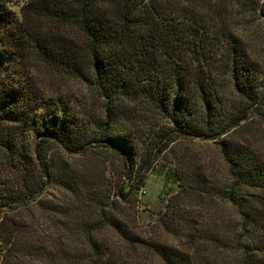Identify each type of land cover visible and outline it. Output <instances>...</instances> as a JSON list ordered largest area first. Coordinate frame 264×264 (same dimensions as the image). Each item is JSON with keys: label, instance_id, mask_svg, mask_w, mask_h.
<instances>
[{"label": "rangeland", "instance_id": "rangeland-1", "mask_svg": "<svg viewBox=\"0 0 264 264\" xmlns=\"http://www.w3.org/2000/svg\"><path fill=\"white\" fill-rule=\"evenodd\" d=\"M29 1L8 0L18 20ZM155 1L194 16L219 38H237L264 74V17L258 0ZM66 31L79 36L72 27ZM25 67L38 98L69 105L88 123L86 133L105 121L107 101L92 83L34 56ZM228 87L226 95L232 97L231 82ZM127 104L135 118L126 117L116 129L132 139L134 161L128 164L106 143L95 142L78 152L48 145L50 176L43 178L35 167V179L47 182L43 190L22 202L0 204V264H170L155 245L174 251L175 264H245L247 251L264 256L259 252L264 247V187L236 185L218 140L177 137L152 106ZM160 129L164 138L155 148L154 135ZM229 138L264 163V110L251 113ZM23 140L34 157V139ZM174 172L186 177L201 173L212 193L190 183L181 187ZM16 174L0 150V192L21 186ZM233 188L246 197L254 222L245 221L238 207L223 197Z\"/></svg>", "mask_w": 264, "mask_h": 264}, {"label": "trees", "instance_id": "trees-1", "mask_svg": "<svg viewBox=\"0 0 264 264\" xmlns=\"http://www.w3.org/2000/svg\"><path fill=\"white\" fill-rule=\"evenodd\" d=\"M258 10L264 17V0H258ZM184 15L155 0H31L18 20L8 0H0V150L21 183L0 192V204L22 202L43 190L47 182L35 179V167L43 178L50 176L45 148L51 144L78 152L95 142L106 143L131 164L135 145L116 129L126 117L135 118L127 103L152 106L177 137L218 140L236 185L264 187V163L229 138L251 113L264 110V74L237 38H219L207 24ZM68 27L77 30L78 38L70 36ZM30 56L99 89L107 101L105 121L94 123L86 133L88 123L69 105L41 101L24 69ZM229 82L234 101L226 95ZM163 132L155 133V148ZM24 136L35 141L34 157ZM190 174L173 175L181 187L190 183L191 188L212 193L201 173ZM222 195L245 221L254 222L246 197L237 189ZM155 250L175 264L174 251L162 245ZM245 264H264V256L247 251Z\"/></svg>", "mask_w": 264, "mask_h": 264}]
</instances>
